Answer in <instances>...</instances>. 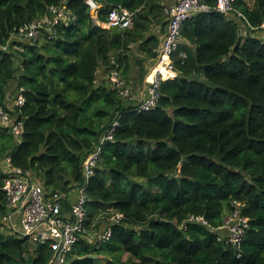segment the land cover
Segmentation results:
<instances>
[{
  "label": "trees",
  "instance_id": "obj_1",
  "mask_svg": "<svg viewBox=\"0 0 264 264\" xmlns=\"http://www.w3.org/2000/svg\"><path fill=\"white\" fill-rule=\"evenodd\" d=\"M94 1L101 22L113 6L137 11L133 28L113 35L86 0H68L76 20L60 24L55 39L16 42L21 51L3 47L64 0H0V107L24 123L18 141L0 122V264L52 258L5 221L4 161L30 171L47 193L76 190L85 160L116 121L87 186L88 232L69 264H264V0H236L227 14L205 0L210 11L183 24L177 77L162 82L148 112L109 79L98 82V72L119 67L128 85L135 75L143 85L167 32V0ZM12 84L13 96L22 90L26 99L20 109L7 108ZM234 202L250 224L241 249L219 240ZM95 223L97 234L111 228L112 237L98 242Z\"/></svg>",
  "mask_w": 264,
  "mask_h": 264
},
{
  "label": "built area",
  "instance_id": "obj_2",
  "mask_svg": "<svg viewBox=\"0 0 264 264\" xmlns=\"http://www.w3.org/2000/svg\"><path fill=\"white\" fill-rule=\"evenodd\" d=\"M169 7L164 8L168 16L167 32L163 39L158 58L151 68L147 79L146 94L137 105L138 112H148L157 106L160 99V89L162 82L177 77L173 56L181 44V31L186 20L200 12L210 11L211 7L205 0H172ZM214 9L229 13L236 0H213ZM68 0L58 7H51L42 19L32 21L18 29L11 35L4 50L10 48L14 43V48L23 50L16 42L38 41L42 35L48 34L50 40L57 37V27L62 24L70 26L76 20L71 16L67 8ZM91 7V11H98L100 6L94 0H86ZM239 15H242L239 13ZM138 16L137 11H132L122 5L113 6L107 17V27H117L122 30L133 28ZM47 33H44V32ZM186 58V54L181 55ZM115 64V61H112ZM152 76V79L150 77ZM111 86L116 89L123 98H132V89L127 84L126 79L119 67L113 68L108 75ZM26 99L22 90L17 96H8L7 108L11 106L22 108ZM0 122L3 127L10 128L16 140L20 141L24 134V123L19 117L12 118L11 114L0 107ZM119 123L116 121L102 135L97 149L92 152L84 162L85 182L76 190L63 192H46L37 182L30 171L12 165L11 158L4 161L5 174L4 191L8 200L10 213L5 217L12 230L21 238L27 239L35 245H42L49 248L52 258L49 264H69V257L72 256L74 247L77 246L82 236L87 232L88 222V195L87 186L90 178L95 174V170L100 163L103 147L106 143L114 141L115 132ZM69 210L64 211L66 204L71 203ZM123 214L116 213L112 216V221L119 223L123 219ZM192 220L207 222L202 217H192ZM249 219L243 215L242 205L234 202V211L227 219L225 226L220 230H226V235H222L219 240L233 244L237 249H241L244 237L249 229ZM112 237V229L108 228L97 234L98 242H105ZM241 256V255H240Z\"/></svg>",
  "mask_w": 264,
  "mask_h": 264
},
{
  "label": "crops",
  "instance_id": "obj_3",
  "mask_svg": "<svg viewBox=\"0 0 264 264\" xmlns=\"http://www.w3.org/2000/svg\"><path fill=\"white\" fill-rule=\"evenodd\" d=\"M246 1V3L249 5V6H253L254 5V2H255V0H250V1H247V0H245ZM172 3H173V1L172 0H167L166 2H165V7H169V6H171L172 5ZM100 6V9H101V5H99ZM164 7V8H165ZM99 9V10H100ZM99 10L96 12V11H92L91 13H92V16H93V14H95L96 15V17H97V22H98V25H100V26H102L103 28H107V29H110V28H108L107 27V23L106 22H101L99 19H98V15H99ZM166 14V13H165ZM94 17V16H93ZM97 24V23H96ZM264 26V25H263ZM166 31H167V27H166ZM156 33L157 34H161L160 33V29H156ZM164 36V35H163ZM162 36V37H163ZM161 37V38H162ZM163 39H164V37H163ZM136 70V69H135ZM149 75V74H148ZM148 75L145 77V79H144V81H143V85L142 86H140V83H139V80H138V76L137 75H135L134 77H133V80H130V82H129V87L132 89V94L133 95H135V93L136 92H139V96H135L134 98H136L137 100V102L138 103H140V101L142 100V98L145 96V94H146V86H147V79H148ZM102 78L103 79H106L107 81H108V74H105V70L104 69H100L99 70V72H98V78H97V80H98V82H100L101 80H102ZM109 82V81H108ZM137 103V104H138Z\"/></svg>",
  "mask_w": 264,
  "mask_h": 264
},
{
  "label": "rangeland",
  "instance_id": "obj_4",
  "mask_svg": "<svg viewBox=\"0 0 264 264\" xmlns=\"http://www.w3.org/2000/svg\"><path fill=\"white\" fill-rule=\"evenodd\" d=\"M247 1H250V0H247ZM155 31H156V29H155ZM136 54H137V52H136ZM140 57H141V56H140ZM146 65H147V64H146ZM15 88H16V85H13V84H12V85H11V90H10V93H11L12 95H13V92L15 91ZM135 96H139V92H136L135 95L132 96L131 101H133V100L136 101V100H137L136 98H134ZM136 102H137V101H136ZM137 103H138V102H137ZM137 103H136V104H137ZM138 104H139V103H138ZM138 104H137V105H138ZM11 108H14V107L11 106ZM95 225H96V223H95V224L93 225V227H92L93 230H91V232L94 233V234H93L94 236H96V234H97V230H98L97 228H95ZM89 231H90V230H89ZM94 236H93V237H94ZM102 264H106V262H105V261H102Z\"/></svg>",
  "mask_w": 264,
  "mask_h": 264
},
{
  "label": "water",
  "instance_id": "obj_5",
  "mask_svg": "<svg viewBox=\"0 0 264 264\" xmlns=\"http://www.w3.org/2000/svg\"><path fill=\"white\" fill-rule=\"evenodd\" d=\"M93 16H94L93 18H94L95 22L98 24L96 15L93 14ZM111 30H112L113 35H116V34L122 35L125 32L124 30L119 29L117 27H113V28H111Z\"/></svg>",
  "mask_w": 264,
  "mask_h": 264
},
{
  "label": "bare ground",
  "instance_id": "obj_6",
  "mask_svg": "<svg viewBox=\"0 0 264 264\" xmlns=\"http://www.w3.org/2000/svg\"><path fill=\"white\" fill-rule=\"evenodd\" d=\"M150 79H152V76L150 77Z\"/></svg>",
  "mask_w": 264,
  "mask_h": 264
}]
</instances>
